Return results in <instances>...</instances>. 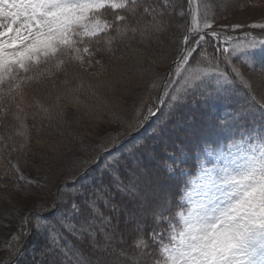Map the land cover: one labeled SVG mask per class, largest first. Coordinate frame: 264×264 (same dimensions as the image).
<instances>
[{
    "label": "snow or ice",
    "instance_id": "snow-or-ice-1",
    "mask_svg": "<svg viewBox=\"0 0 264 264\" xmlns=\"http://www.w3.org/2000/svg\"><path fill=\"white\" fill-rule=\"evenodd\" d=\"M194 3L188 0L189 9ZM178 7L171 0H0V128L4 129L0 156L17 150L16 137L24 141L19 149L27 146L30 119L62 123L66 105L83 108L84 115L95 120L107 110L111 120L124 123L118 104L79 83L83 54L94 55L92 46L101 43L111 51L118 41L133 53L136 71L143 75L149 68L143 48L136 45L149 44L165 29V17L176 14ZM178 14L191 15L192 29L184 28L183 46L164 80L163 96L169 98L166 107L174 111L197 94L228 99L238 83L246 94L244 104H238L214 127L218 135L233 141L230 149L238 144L239 151L222 167L208 170L205 190L175 234L159 227L165 223L160 210L171 206L167 197L138 202L143 214H151L158 226L146 228L137 222L133 251H129L127 246H115L113 215L122 210L118 196L135 198L142 189L134 175L129 174L127 182L121 179V168L127 167L124 153L119 148L110 150L117 137L101 128H96L102 141L99 145L84 144L79 137L83 157L67 156L72 149L65 146L61 150L59 142H53L58 168L65 174L55 202L41 206L50 215L35 214L36 231L46 233L48 245L42 251L53 255L51 264H120L121 260L126 264H264V127L257 132L255 121L258 112L264 125V104L257 100L252 82L233 63L241 60L254 67L255 50L264 48V40L246 34L243 43L218 48L208 56L203 48L206 36L219 38L214 31L205 32L212 28L211 20L205 17L201 26L198 4L195 11ZM251 27L264 29V24ZM231 39L226 37L225 43ZM202 55L206 67L200 66ZM159 87V79L154 78L151 88ZM143 103L135 122L127 125L129 129L141 127L160 110L149 107L141 119ZM157 103L165 105V100L159 98ZM222 144L220 140L216 147ZM89 148L95 155H88ZM202 151L210 153L211 149L205 145ZM164 167L175 172L171 164ZM185 195L191 198L193 193ZM123 211L127 213L128 208ZM167 223L171 230L172 222ZM19 240L16 236L13 242Z\"/></svg>",
    "mask_w": 264,
    "mask_h": 264
},
{
    "label": "trees",
    "instance_id": "trees-1",
    "mask_svg": "<svg viewBox=\"0 0 264 264\" xmlns=\"http://www.w3.org/2000/svg\"><path fill=\"white\" fill-rule=\"evenodd\" d=\"M217 2L218 0H195L193 6L196 9V5H199V11L201 13L200 19L202 22L205 17L209 18L211 23L222 22L233 11L241 10L249 5L251 0H234L223 7L216 6ZM171 3L181 6L178 7L176 14L169 17L176 20V25L182 26L175 30L177 45L179 47L182 46L181 43L185 35L184 28L186 27L189 29V17H181L178 13L180 11H187L188 0H171ZM174 27H172V25L166 26L163 31L156 34L155 38L149 44L136 45L143 48L145 62L154 63L156 67L158 65H163L160 64V61L164 63L165 59H160L165 57V48L168 47L171 39L174 37L170 35ZM113 35L115 34L113 33ZM206 40L207 43L203 45V48L206 50L208 56L213 54L214 50L226 46L230 47L236 42L225 43L211 36H206ZM92 50L94 55L90 57L99 59V61L104 64V68L100 76L88 72L86 69H81L79 71L82 79H86L89 83H92L87 85L82 84L85 89L89 88V86L94 89L95 86H97V84H95L97 81L95 80V76H98L99 80L107 79L110 76L111 79L114 78L116 69L111 70V58H114L116 61L118 56L131 57L133 54L118 41L114 42L111 51H108L103 43L93 45ZM215 54L219 55L218 52ZM175 58V55H171L166 65L158 67L161 69V72H159L158 69H154L155 77H150L149 88H151V82L154 78L159 79L160 87L151 88L149 97L143 103L140 118L142 119L143 116L147 115V109L149 107H158L160 110L152 119L149 117L141 127L129 129L127 126L129 123L135 122L134 117L137 108L141 107V103L130 117H128L129 114H127L124 123L111 120L108 111L102 113L99 120H95L86 117L83 108L66 105L63 116L64 122L60 127H57L59 133H62V136L56 135V131L53 129L54 124H49L47 120H41L39 118L36 120L30 119L28 121L30 130L28 144L20 151L21 155H19L21 158L24 157L25 160L28 161V166L33 173L40 174L45 178V184L29 183L18 178L15 169L13 170L12 168L11 159L9 158L11 157V153L10 155L4 153L0 156V198L7 190H10L11 192L14 191L17 196L31 195L32 197H37L41 200L42 206L53 204L56 200L64 174L57 178L54 176L52 169L55 168L56 170L54 166L57 164V160L48 155L44 147L49 145L51 140L62 137H69L74 140L77 139L80 143L81 140L79 137H82V142L84 144L99 145L102 141L100 136L96 134V128H101L104 132L110 134V136L117 137L116 146L112 147L110 150L115 152L117 148H119L120 151L124 153V164L127 165V167L121 168V179L127 182L130 178L129 174L134 175L139 182L140 189H142L135 198L118 196L117 201H123L121 205L122 210L115 215L106 213L108 215H113V222L116 227L115 246L117 248L127 246L129 251H133L131 245L136 235L137 222H141L146 228L158 226L153 224L151 214H143L138 202L149 203L153 200L167 197L171 201V206L160 210V219H163L165 223L159 225V227L163 231H168L170 235L179 231L182 226L180 215L183 209L180 201L189 185V178L194 176L198 170L201 156L205 152L202 151V148L205 145H208L209 148H217V142L220 140H223L222 145L233 143L232 140L218 135V130L214 125L218 120L225 118L238 104L243 105L246 94L242 86H239L237 83V85L234 86L233 94L228 99L223 97H202L197 94L182 107L176 108L174 111L169 110L166 107L169 98L163 96L162 88L167 72L165 68L169 69L171 62ZM198 59L201 61L200 66H207L205 56L202 55ZM233 63L240 69L245 77L252 82L257 100L261 104H264L263 96L257 95V93L261 94L258 82L259 80H264V60L262 62L257 61L254 67L246 66L241 60H234ZM149 65L150 68L153 67L151 64ZM114 66L116 68L117 63H115ZM225 70L227 71L228 69ZM111 82L113 83L111 94L121 98L123 96L122 91L126 88L119 85L118 82L115 83V80ZM159 98L165 100V105L157 103ZM126 104L129 105L130 102H126ZM255 121L256 126H261L258 112L255 115ZM53 123H55V121ZM90 128L91 130H89ZM153 129H155V131H153ZM66 130L69 132L68 134ZM1 131H4V129L0 128V132ZM132 134L134 135L131 136ZM0 135L2 134L0 133ZM94 138L96 141L93 140ZM17 140L24 143L21 137L17 138ZM80 143L79 146L72 149L69 156L73 154L76 156H85V153L80 151ZM40 148L43 149L39 151ZM129 148L132 150L131 153L126 151ZM88 155H95L91 148L88 150ZM170 156H174L175 161L169 160ZM133 157H138V159L134 161ZM29 158L31 162H29ZM165 163L171 164L175 172L168 171L164 167ZM90 166L95 167V165ZM95 174L96 173H94V175ZM134 201H137V203H134ZM125 207L128 208L127 213L123 211ZM37 213L40 215H50L44 211V209L31 214L26 222V226L17 231L11 239L10 248L4 256V264H51L53 255L42 251L48 245L46 233L41 234L37 232L35 228L37 224V216L35 214ZM130 213H134V217ZM168 221L172 222L171 230H169ZM29 232L31 234H27ZM21 233H24V235H21ZM16 236H20L18 244L13 242ZM121 236L123 237L122 243L120 241ZM69 239H71V237H69ZM73 242L76 243V241ZM86 243L87 239L85 238V244ZM149 251H152V249H149ZM95 255L103 256L104 254L96 253ZM121 261L126 264V261ZM141 264H145V262L142 261Z\"/></svg>",
    "mask_w": 264,
    "mask_h": 264
},
{
    "label": "rangeland",
    "instance_id": "rangeland-1",
    "mask_svg": "<svg viewBox=\"0 0 264 264\" xmlns=\"http://www.w3.org/2000/svg\"><path fill=\"white\" fill-rule=\"evenodd\" d=\"M234 0H218L216 3V6L223 7L227 3H230ZM191 21V16L189 17ZM165 20L167 21L166 26L172 25L174 27L176 25V20L174 18L165 17ZM203 22L201 21V26ZM264 24V0H251V3L247 5L245 8L241 10L233 11L224 21L218 22V23H212L211 29H206V33L210 32H216L219 34V38L215 37L216 40L225 42L226 37H231L232 39L228 41V43L234 42L230 47L234 45H239L244 42V38L246 34H250V37H256L260 40H264V29H261L259 27L253 28L252 25H259ZM236 25H240V28H235ZM177 25L174 27L171 36H174L171 39L170 44L167 48H165V57L160 60H164V63L160 61V64L166 65L168 62V58H170L171 55H175L177 58L179 49L183 46L177 45V35L175 33ZM192 29V25L190 23V29ZM175 34V35H174ZM176 36V37H175ZM227 47V46H226ZM229 47V48H230ZM256 59L257 61L262 62L264 60V48L258 47L256 50ZM84 57V64L82 69H86L88 72L95 73V75L100 76L102 74L104 64L99 61V59H94L87 54H83ZM174 58V57H173ZM175 58V59H176ZM111 67L113 69H116V74L113 79H111V76L107 79L99 80L98 76H95V91H97L102 97H106L110 103H115L119 105V109L121 110L120 114L122 115L124 121L128 117H130L135 109L139 106L141 101H145L149 95H150V77H155V70H159L161 72V69L158 68L159 66L163 65H156L154 66V63H147L145 62V66L149 68V71L143 75L137 73L136 66L134 63L133 54L131 57L125 56V57H117V60L115 61L114 58H111ZM174 61V60H173ZM173 61L171 62L170 68H172ZM115 63H117V66L115 68ZM149 64L153 66L150 68ZM41 69H43L45 66L41 65ZM50 67V66H49ZM169 69H166V75L165 79H167L169 74ZM155 69V70H154ZM80 75V74H79ZM81 77V76H80ZM62 79V77L60 78ZM99 80V81H98ZM115 83L118 82L119 85L124 86L126 89L122 91L123 96L120 98L119 96H115L114 94H111V88L109 85H113L111 81ZM81 84H92L89 83L86 79H82L79 81ZM259 90H261V94H258L259 96H263L264 98V80H259ZM125 92V93H124ZM118 101V102H117ZM121 101V102H120ZM126 102H130L129 105L126 104ZM127 108V109H125ZM107 110H104L102 113H104ZM126 114V115H125ZM111 115V114H110ZM109 115V116H110ZM66 119V118H65ZM48 122V121H47ZM64 122V119H63ZM62 122V123H63ZM49 123V122H48ZM62 123H51L53 125V129L56 131V133H59V129L57 127H60ZM257 132H259V129L261 127H264V125L256 126ZM56 128V129H55ZM91 130V128L89 129ZM58 131V132H57ZM2 135L4 134V131L0 132ZM66 133L69 132L66 130ZM16 137V145L15 147L17 150L11 151V157H9L11 160V165L13 170L15 169V173L23 181H27L29 183H39V184H45V178L42 177L40 174L33 173L28 166V161L25 160L24 157H20V151L19 145L23 142L18 141ZM95 140V138L93 139ZM53 142H59L61 150L65 148V146L70 147L71 149L79 146L80 141L77 139H70L69 137H62V138H55L51 140ZM49 143V145H46L44 147V150L48 155H50L52 158H55L56 155L55 152L52 150V143ZM96 141V140H95ZM75 145V146H74ZM43 148H40L39 151H41ZM211 152L205 151L203 155L201 156L200 163L198 165V170L194 176L189 178V185L187 189L185 190L181 201L184 202L181 203L183 209L181 211V221L183 223L184 218L186 217V214L189 210V208L200 198L199 193L203 192L204 185L206 183V177L208 176V170L209 169H217L219 167H222L226 162H229L233 157L234 154H236L239 151V145L237 144L236 147L230 149L229 147L225 145H221L219 148H210ZM38 151V152H39ZM244 151H247V147L245 145ZM52 153V154H50ZM20 154V155H19ZM70 155V152L67 153V156ZM7 160V158H6ZM51 161V159H50ZM29 162H31L29 158ZM59 162L57 161V164L54 166L56 167L52 169V172L54 176L57 178L61 176L63 173L58 168ZM15 166V167H13ZM16 169L19 171L17 172ZM191 191L193 193L192 197L189 198L185 195L186 192ZM41 200H39L37 197H32L31 195H24V196H17L14 191L11 192L10 190H7L6 193L2 195L0 198V264H4V256L7 253V251L10 248L11 245V239L16 234L17 231L21 230L23 227L26 226V222L28 221V218L31 216L32 213L41 211L43 208ZM44 206V205H43ZM125 262H120V264H124Z\"/></svg>",
    "mask_w": 264,
    "mask_h": 264
}]
</instances>
